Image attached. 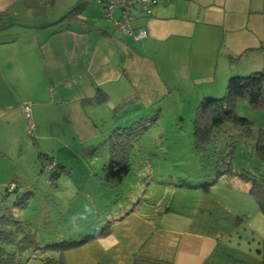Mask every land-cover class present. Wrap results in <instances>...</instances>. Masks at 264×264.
Segmentation results:
<instances>
[{
	"label": "crops",
	"instance_id": "crops-1",
	"mask_svg": "<svg viewBox=\"0 0 264 264\" xmlns=\"http://www.w3.org/2000/svg\"><path fill=\"white\" fill-rule=\"evenodd\" d=\"M75 1L45 0L38 12L24 0H0V27L11 22L40 24ZM84 2L60 30L20 26L0 34V157L19 153L21 143L28 141L31 131L23 104L29 105L34 134L45 118L58 133V122L64 118L94 138L104 117L99 113L103 105L112 113L128 111L113 118L111 127L134 119L141 109L162 110L169 101H177L175 113H181L185 103L191 111L203 96L223 93L230 75L264 68V0H159L150 15L134 12L132 27L147 30L140 40L116 29L95 0L103 20L97 23L95 9ZM117 15L115 11L113 16ZM103 93L104 101H91ZM178 118L184 120L182 115ZM160 185L169 188L164 182ZM7 186L18 191L17 183ZM178 188L203 190L191 185ZM229 202L200 194L186 215L180 206L172 210L141 200L107 218L108 234L58 251L57 261L264 264V250L255 251L241 235H231L235 211Z\"/></svg>",
	"mask_w": 264,
	"mask_h": 264
},
{
	"label": "rangeland",
	"instance_id": "rangeland-1",
	"mask_svg": "<svg viewBox=\"0 0 264 264\" xmlns=\"http://www.w3.org/2000/svg\"><path fill=\"white\" fill-rule=\"evenodd\" d=\"M87 2L88 8L95 9L96 22L103 23L95 0ZM60 15L41 23L53 21ZM36 24L39 23L25 25ZM19 27L13 25L0 34ZM48 27L45 29L56 28L58 24ZM177 106V101H169L162 110L156 106L146 113L161 115L134 142L130 153L131 170L116 188L102 184L100 179L101 166L108 159L102 133L106 136L113 118L120 119L127 110L112 113L101 106L99 113L104 117L98 121L100 125L95 129L94 138L88 137L84 129L72 127L64 118L58 122L60 128L56 133L53 122L45 118L37 134H28V141L21 143L19 153L9 152L0 157V165L4 166L0 171V182H4L0 186V212L9 208L20 225L18 228L14 224L10 226L15 232L14 240L1 242L4 250L17 254L20 242L29 243L21 250L22 257L26 258L24 264H57L59 248L48 244L76 240L94 229L101 230L107 218L124 210L122 203L130 202L132 206L140 200L159 202L163 208H185L186 215H190L200 194L226 203L230 200L228 204L235 211L236 228L231 235H241L243 243L255 251L264 250V214L249 194L251 181L245 177L264 183V161L255 154V135L264 128V107L253 108L247 100L240 99L235 111L249 121V128L224 123L221 129L225 132L219 131L215 141L217 150L206 157L193 148L191 120L195 108L188 111L185 103L181 113H175ZM180 115L184 116L183 121H179ZM38 153L46 155L43 170L39 169ZM47 160L63 167L49 168ZM14 166L17 170H13ZM228 167L230 172L225 171ZM51 173L58 175L51 177ZM8 182L17 183L18 191L6 193ZM162 182L169 188L160 185ZM180 185L209 189H179ZM26 192L29 193L23 199L25 204L14 205L17 199L22 201Z\"/></svg>",
	"mask_w": 264,
	"mask_h": 264
},
{
	"label": "trees",
	"instance_id": "trees-1",
	"mask_svg": "<svg viewBox=\"0 0 264 264\" xmlns=\"http://www.w3.org/2000/svg\"><path fill=\"white\" fill-rule=\"evenodd\" d=\"M84 3L85 2L81 0L79 6L66 16L64 19L65 21L63 20L65 23H62L63 21L59 22L57 28L60 30L61 28L67 27V20L77 14ZM105 99L106 95L103 93V97L98 98L94 96L91 98V101L97 103ZM240 99L247 100L253 108L264 107V68L248 74L230 75L225 84L222 96H203L199 99L191 120V138L193 148L196 152L206 157L212 156L211 154L217 150L215 141L224 123H229L230 126L234 127L242 126L247 127V129L249 128V121L244 117L238 116L235 111L236 103ZM147 112L149 111L141 109L139 115L134 119H130L122 125H115L110 128L106 136L104 135V144L108 159L107 162L101 166L100 179L102 184L116 188L129 174L131 170L130 153L134 147V142L138 140L139 136L148 126L154 125L160 117V113L158 112L152 115L146 114ZM211 145L213 146L212 148ZM255 154L259 160L264 161V128L259 129L255 135ZM45 160L46 155L38 153L40 170H43ZM47 161H49V168L54 166L63 167V165L59 166L57 163L53 164L52 160ZM225 171L230 172L229 167ZM158 174L162 175L161 172ZM57 175L58 173H51V177ZM245 177L251 181L248 189L249 194L256 202L261 213L264 214V183L255 178ZM203 189L207 190V187L203 186ZM12 190L13 188L8 190V186L5 188L6 193L12 192ZM28 193L29 192L24 193L23 198H21L22 201H18L17 199L13 204L24 205L25 200L23 199L27 198ZM135 204L133 203L132 206H130L131 204L128 202L127 204L122 203V206L124 210H129ZM109 221H111V219H106V223L102 226L101 230L94 229L89 233L83 234L78 240H63L54 244H48L47 246L57 247L59 248L58 251H62L74 245L83 244L93 238L108 234L110 231ZM18 223L19 221L11 214L9 208L3 209L0 212V264H24L26 260V258L22 257L21 250L26 248L29 243L22 244L20 242L18 245L20 252L17 254L13 251L4 250L1 244V242L8 243L14 240L15 232L10 226L14 224V227L18 228L20 227ZM23 238L24 237H22V239ZM22 239H20V241ZM57 263L60 264L59 260Z\"/></svg>",
	"mask_w": 264,
	"mask_h": 264
},
{
	"label": "built area",
	"instance_id": "built-area-1",
	"mask_svg": "<svg viewBox=\"0 0 264 264\" xmlns=\"http://www.w3.org/2000/svg\"><path fill=\"white\" fill-rule=\"evenodd\" d=\"M159 0H97L101 6L102 15L112 21L115 28L124 34L130 35L135 40L143 39L147 36L145 27L140 26L133 28L131 21L134 17V12L137 11L142 15H150L153 7ZM117 11L118 15L113 16ZM22 111L29 118V128L32 133L33 128L30 120V110L28 104L22 105ZM11 188V187H10Z\"/></svg>",
	"mask_w": 264,
	"mask_h": 264
},
{
	"label": "water",
	"instance_id": "water-1",
	"mask_svg": "<svg viewBox=\"0 0 264 264\" xmlns=\"http://www.w3.org/2000/svg\"><path fill=\"white\" fill-rule=\"evenodd\" d=\"M24 1L27 5L31 6L32 9H34L35 11H38V12L43 11L45 0H24ZM80 2H81V0H76L70 9L65 11L62 15H60L58 18L54 19L53 21L46 22V23H40V24H36V25H25V24H21L19 22H11V23H8V24L0 27V31L5 30V29H7L13 25L26 27V28H40V27H45V26H49L51 24L58 23V22L62 21L70 12L75 10L79 6Z\"/></svg>",
	"mask_w": 264,
	"mask_h": 264
}]
</instances>
